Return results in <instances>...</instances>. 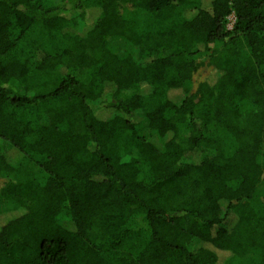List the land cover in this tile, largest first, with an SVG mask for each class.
<instances>
[{
	"label": "trees",
	"instance_id": "trees-1",
	"mask_svg": "<svg viewBox=\"0 0 264 264\" xmlns=\"http://www.w3.org/2000/svg\"><path fill=\"white\" fill-rule=\"evenodd\" d=\"M0 179V264H264V0H0Z\"/></svg>",
	"mask_w": 264,
	"mask_h": 264
},
{
	"label": "rangeland",
	"instance_id": "rangeland-1",
	"mask_svg": "<svg viewBox=\"0 0 264 264\" xmlns=\"http://www.w3.org/2000/svg\"><path fill=\"white\" fill-rule=\"evenodd\" d=\"M122 12L124 11L122 10ZM127 12H131V10H127ZM227 19H228L227 29L230 30L235 20L233 14H231ZM211 73H212V70L209 67L204 66L195 74L194 80H193V92L198 84L207 80L211 76ZM3 183H4L3 180L0 179V188L3 186ZM262 194H264V187H262L261 189L260 195Z\"/></svg>",
	"mask_w": 264,
	"mask_h": 264
}]
</instances>
